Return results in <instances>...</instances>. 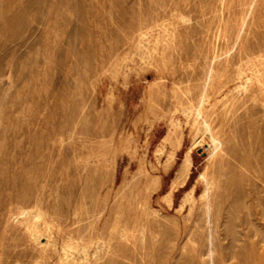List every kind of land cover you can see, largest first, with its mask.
I'll use <instances>...</instances> for the list:
<instances>
[{"label": "rangeland", "instance_id": "374dc122", "mask_svg": "<svg viewBox=\"0 0 264 264\" xmlns=\"http://www.w3.org/2000/svg\"><path fill=\"white\" fill-rule=\"evenodd\" d=\"M81 262L264 264V0H0V264Z\"/></svg>", "mask_w": 264, "mask_h": 264}, {"label": "bare ground", "instance_id": "6f19581e", "mask_svg": "<svg viewBox=\"0 0 264 264\" xmlns=\"http://www.w3.org/2000/svg\"><path fill=\"white\" fill-rule=\"evenodd\" d=\"M258 70V69H257ZM250 75V74H248ZM259 75V74H258ZM218 76L217 72L213 69L210 70L207 78H206V86L209 87L211 86L213 83H214V80L215 78ZM242 76V75H241ZM251 77H252V74H251ZM249 78V77H248ZM250 79V78H249ZM247 79V81L249 80ZM252 79V78H251ZM259 79V78H258ZM242 82V81H241ZM237 83V82H236ZM242 84V83H241ZM244 84V82H243ZM246 85V84H245ZM242 86V85H241ZM242 88V87H241ZM241 93V92H240ZM222 97V96H221ZM219 98V97H218ZM204 100L205 99H202V102L200 103L199 107L197 108V113H201V110H202V106H203V103H204ZM218 100V99H217ZM211 103V102H210ZM210 107V106H208ZM179 110V109H178ZM177 110V111H178ZM187 110V109H185ZM189 110V109H188ZM207 112V111H206ZM197 115V114H196ZM200 117V116H199ZM203 119V118H202ZM173 120V119H171ZM170 121V120H169ZM179 122V121H178ZM189 122V121H188ZM190 124V123H189ZM172 126V125H171ZM204 126H206V128L208 130H210V125L208 123L207 120L204 121ZM228 126V125H227ZM181 127V126H180ZM198 131V130H197ZM207 132V131H205ZM167 134V133H166ZM171 133H169L165 138H164V142H168L170 141V137H171ZM197 134V133H196ZM212 144L209 145V149L207 150H210L211 155H214L221 147V142L220 140L212 134ZM209 144V143H207ZM194 145H197V144H194ZM164 147V146H163ZM191 149V148H190ZM190 149L186 152L185 154V157H184V160L179 168V171H178V174H177V177L174 179L173 183H172V187L171 189L164 195V199L171 205L172 204V196H173V193H174V190L181 184L183 183V181L185 180V177L187 176V173L189 171V168H190V165L192 164V157H191V151ZM165 150V149H164ZM192 150V149H191ZM176 153V152H175ZM183 158V157H182ZM181 158V159H182ZM256 169V168H255ZM201 177H203L205 179V190L204 192L200 195L201 198H204L206 200V209H205V212H206V215L207 217H211V211H212V206H211V196L213 194V190H214V186H215V181L213 179H207L206 176L204 174L201 175ZM247 182V181H246ZM196 189L195 187L191 188L189 191H187L183 197H182V200H181V203L180 204V209H192L195 205V202H196ZM153 198V197H152ZM174 206V205H173ZM179 206V205H178ZM108 208V207H107ZM156 208V207H155ZM118 216V215H117ZM210 220V219H209ZM183 222V221H182ZM211 222V221H210ZM209 222V223H210ZM181 224V223H180ZM115 227V226H114ZM144 230V229H143ZM100 234V233H99ZM84 235V234H83ZM211 235H212V228L210 227V238H211ZM143 240V239H142ZM102 241V240H101ZM142 242V241H141ZM104 244V243H103ZM142 244V243H141ZM93 245V244H92ZM211 246H212V241H211ZM68 245L65 247V253L68 251ZM103 247V246H101ZM100 247V248H101ZM82 249V248H81ZM99 250V248H98ZM81 251V250H79ZM90 253L91 250L89 251ZM88 252V253H89ZM99 252V251H97ZM64 253V254H65ZM76 253H79V252H76ZM87 253V250L86 252ZM84 253L83 256H86ZM83 253L81 252V255ZM91 255V254H90ZM94 256V255H93ZM207 256V255H206ZM233 256V255H232ZM65 260V263L67 261L68 263V260L70 262V260L72 262H76V261H79V258L76 257L75 253L74 254H71L68 252V256L65 257L64 255L62 256ZM87 258V257H86ZM228 261V260H227ZM231 261V260H230ZM85 262V261H83ZM81 262V263H83ZM84 264V263H83Z\"/></svg>", "mask_w": 264, "mask_h": 264}]
</instances>
